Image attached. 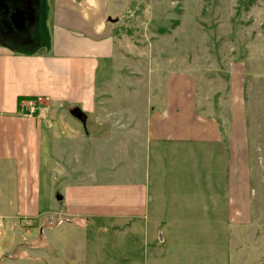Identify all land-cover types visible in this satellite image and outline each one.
<instances>
[{
    "label": "rangeland",
    "instance_id": "obj_1",
    "mask_svg": "<svg viewBox=\"0 0 264 264\" xmlns=\"http://www.w3.org/2000/svg\"><path fill=\"white\" fill-rule=\"evenodd\" d=\"M114 1L123 38L119 58L99 77L97 104L122 108L121 136L115 139L122 152L106 145V174L113 170L116 177L107 184H129L149 168L154 187L143 220L132 226L122 210L103 224L100 231L109 239L105 264H131L125 252L143 251L151 239V264H264V0ZM175 72L186 75L195 115L219 122L221 139L218 145L180 146L177 157L163 152L136 170L129 158H134L132 131L124 126L128 109L159 105ZM37 100L40 112L23 113L48 117L47 103ZM108 127L106 137L112 138L114 126ZM50 176L49 171L43 176L42 203L51 197L60 201L64 194L65 179L52 186ZM5 183L0 173V188H7L0 202L13 200V185ZM3 210L0 219L15 213ZM27 222H13L12 233L26 246L18 250L47 243L41 249L49 252L48 242H34L45 237L50 223L38 231ZM89 228L94 232L96 226Z\"/></svg>",
    "mask_w": 264,
    "mask_h": 264
},
{
    "label": "crops",
    "instance_id": "obj_2",
    "mask_svg": "<svg viewBox=\"0 0 264 264\" xmlns=\"http://www.w3.org/2000/svg\"><path fill=\"white\" fill-rule=\"evenodd\" d=\"M118 13L114 0H0V173L14 190L13 200L1 199L0 209L15 212L0 219V264H105L109 239L100 231L103 224L123 210L133 226L149 209L154 187L149 168L129 184H107V178L116 177L113 170L106 174V145L121 154L115 139L121 136L122 108L99 105L97 97L99 77L120 56ZM185 77L183 72L169 77L159 105L128 109L124 126L132 131L134 158H129L136 170L138 163L163 152L177 157L180 146L219 144V122L195 115ZM28 98L47 103L49 116L25 115L22 105ZM111 125L112 138L105 133ZM46 171L52 186L65 179L60 201L51 197L42 203ZM16 220L27 225L31 220L38 231L50 223L45 237L34 242H48L49 252L41 249L47 243L18 250L25 241L12 233ZM152 240L143 251L125 252L131 264H151Z\"/></svg>",
    "mask_w": 264,
    "mask_h": 264
},
{
    "label": "built area",
    "instance_id": "obj_3",
    "mask_svg": "<svg viewBox=\"0 0 264 264\" xmlns=\"http://www.w3.org/2000/svg\"><path fill=\"white\" fill-rule=\"evenodd\" d=\"M25 113L27 114H35L38 113L42 110L43 105L40 104V102L37 99L31 98V99H27L23 102L22 105Z\"/></svg>",
    "mask_w": 264,
    "mask_h": 264
}]
</instances>
